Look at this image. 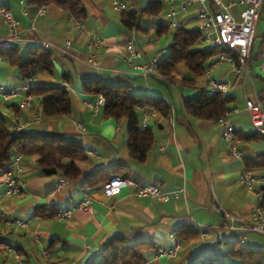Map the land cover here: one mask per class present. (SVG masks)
<instances>
[{
	"label": "crops",
	"instance_id": "obj_1",
	"mask_svg": "<svg viewBox=\"0 0 264 264\" xmlns=\"http://www.w3.org/2000/svg\"><path fill=\"white\" fill-rule=\"evenodd\" d=\"M80 1L86 12L79 20L83 24L82 31L74 17L71 18L54 1L0 0V6L9 9L19 24L24 39L17 45L21 56L26 48L39 46L40 41L49 44L47 50L52 53L53 71L35 67L29 77L30 88L66 87L71 99L70 114L53 119L41 113L40 98L35 97L27 109L21 110L17 107L19 96L0 97V116L6 120L9 129L16 122H27L19 133L72 138L80 143L88 156L86 160L76 161L81 173L76 180L44 176L35 156H22L20 178L24 189L19 195L6 194L0 178V211L27 223L18 227L3 219L0 222V264H65L71 261L88 264L97 259L110 238L122 234H132L130 240L133 241L147 240L157 249H169L173 241L178 242L175 257H156V250L149 256V264H226L227 249L238 236L236 231L226 228L229 219L223 212L251 220L259 200L256 191L247 189L239 181V175L247 168L246 159L264 153V133L258 134L254 130L245 110L246 99L264 100V73L258 69L264 59V3L254 27L248 61L250 72H234L232 64L217 62V58L207 69L210 77L228 85L222 95L230 99L227 114L240 139L242 159L239 160L227 155L216 120L194 118L185 112L183 99L194 98L199 91L194 85H181L179 79L186 75V68L178 64V74L173 80L159 81L132 75V67L123 56L131 31L135 29L122 24L121 12L110 10L111 0ZM121 1L126 4L127 11H139L150 0ZM40 7L45 10L43 15L37 14ZM168 8L163 3L165 21ZM192 19L196 17L194 9L190 8L180 17V22L188 23ZM31 23L34 31L29 30ZM143 26L148 31H135L134 49L143 61H159L166 53L170 33L156 38L153 34L155 20H144ZM6 34L7 28L0 18V37ZM91 34L101 35L104 41L94 50L98 68L86 59ZM65 41L70 44L67 48ZM99 76L122 77L132 93L157 96L172 106L175 115L173 135L167 131L166 118L156 111L149 116L147 127L153 132L154 142L145 163L136 164L130 160L124 122L105 118L102 106L96 111L88 106L94 98L82 93L81 82ZM27 79L22 80L17 67L0 53V88H15L22 95L21 86ZM145 110L150 111L137 110L139 122ZM160 143L164 146L163 151L159 149ZM115 164L128 165L135 177L133 180L139 185L152 183L164 192L184 185V195L180 193L176 198L161 201L139 196L132 188L123 187L116 194L105 197L103 184L107 182L108 171L102 170ZM94 171L101 176L100 180L86 182L83 176ZM251 171L255 176L264 177L260 170ZM60 180L63 183L57 188ZM263 185L259 183L257 189ZM85 186L92 197V212L76 211L68 218H57V210L72 208L81 200ZM182 227L195 231V237L180 236ZM242 243L264 247V237L248 234ZM5 244L16 250L18 259L5 250Z\"/></svg>",
	"mask_w": 264,
	"mask_h": 264
},
{
	"label": "trees",
	"instance_id": "obj_2",
	"mask_svg": "<svg viewBox=\"0 0 264 264\" xmlns=\"http://www.w3.org/2000/svg\"><path fill=\"white\" fill-rule=\"evenodd\" d=\"M49 1L56 2L76 20L85 17V8L80 0H40L39 3ZM162 13L163 3L160 0H150L139 11H122L121 22L128 29L147 32L148 28L143 26L144 20H155L153 34L159 38L170 33L168 20H164ZM200 38L201 33L197 25L188 26L187 23L180 22L179 28L170 35L165 55L158 61V69L162 76L173 80L178 74L176 66L182 64L187 73L179 81L183 87H192L220 53L228 54L227 50L216 46L200 48ZM0 53L4 54L11 65L17 67L22 80L29 78L32 70L38 66L47 72L53 71L52 53L40 46L26 48L23 56L17 45L0 50ZM123 80L118 76L86 78L81 82V91L92 98L98 95L104 98L103 116L124 122L129 158L136 164H143L153 145L154 137L150 127L141 128L137 110L154 109L161 117L166 118L169 106L157 96L132 93L129 85ZM30 92L34 97L41 99V113L45 117L56 119L70 114L71 99L64 87H31ZM229 100L228 96L221 93L207 95L203 91H198L194 98L183 99V107L185 112L194 118L216 120L228 111ZM15 154L35 156L36 164L44 176L57 175L67 180L80 178L81 173L76 161H83L88 157L80 143L72 138L26 132L12 134L6 120L0 116V174ZM245 166L251 170H260L264 174V153L246 159ZM102 171H108L107 181L117 175L135 179L128 165L115 164ZM83 178L88 183H97L101 176L94 171ZM258 191L260 193L258 206L264 207V185L259 187ZM189 230L188 227H182L178 234L195 237L196 232ZM131 235L122 234L110 238L102 246L97 259L88 264H143L157 248L147 240H130ZM226 254L228 258L226 264H264V247H251L242 243L239 237L231 243Z\"/></svg>",
	"mask_w": 264,
	"mask_h": 264
},
{
	"label": "built area",
	"instance_id": "obj_3",
	"mask_svg": "<svg viewBox=\"0 0 264 264\" xmlns=\"http://www.w3.org/2000/svg\"><path fill=\"white\" fill-rule=\"evenodd\" d=\"M167 4L169 8L165 13V17L168 20V26L170 35L173 34L180 26V17L186 14L190 8L194 9V14L197 20V28L201 33V43H209L211 46H216L228 51V54L220 53L217 56V62H228L233 65L234 72L244 71L250 72L248 64L252 43L254 39V27L259 16V11L264 3V0H160ZM127 9L126 4L121 0H111L110 10L112 12H122ZM45 13L44 8L40 7L37 10L38 15ZM71 18L73 16L68 12ZM0 18L1 22L7 28V34L0 37V50L8 49L12 46L18 45L24 41L20 32V27L17 20L12 15L11 11L6 7L0 6ZM80 31L83 30V24L74 19ZM30 31H34L35 28L32 23L29 26ZM137 41L135 31L132 29L130 40L125 46L126 53L124 59L131 67V74L135 76L147 79L153 77L156 79H166L159 72L158 60L149 59L146 61L141 60L138 52L135 51L134 46ZM103 38L99 34H91L87 41V47L89 48L86 54L87 61L91 66L98 68L99 62L94 53V50L103 44ZM65 47H69V42H64ZM39 46L43 49H48L49 44L46 41H40ZM259 71L264 73V59L258 66ZM209 71L206 70L201 79L194 84V86L203 91L207 95L214 93L224 94L228 90L226 83L217 82L215 79L208 75ZM168 80V79H167ZM65 89H67L65 87ZM23 94L19 95L15 88H0V97L4 99L14 98L19 96L17 103L18 109L25 110L33 102L35 97L30 92V78L26 80L21 86ZM169 106V113L166 117L167 131L170 135L174 133L175 127V115L174 110L170 103L166 101ZM104 104V98L101 95L96 96L88 106L96 111L100 106ZM245 110L249 116V121L254 130L258 134L264 133V100L259 99H246ZM155 110H145L143 112L142 120L140 122L141 128H145L148 125L149 116ZM216 122L220 128L221 137L226 145L227 155L232 159H242L240 139L236 135L235 128L232 122L228 118L227 112L216 119ZM28 125L27 122H16L11 128L12 134H18L22 129ZM80 127V124H77ZM159 149L164 150L163 144H159ZM22 156L15 154L12 157L11 162L0 174L1 182L5 187V193L9 195H19L23 192L24 184L20 178L21 173ZM239 181L249 190L256 191L260 197V193L257 189L259 183L264 184V177L255 176L253 172L245 168L239 175ZM63 181L60 180L57 184V188H60ZM130 187L135 190V194L139 196H150L161 201H167L171 198H176L181 193L184 195V185L179 188L164 192L161 191L155 184L139 185L135 180L131 178H123L119 176L111 177L107 182L103 184V195L110 197L116 194L121 188ZM216 204V203H215ZM216 208L220 207L216 204ZM92 212V197L89 194L88 187H84V192L81 200L72 208L65 210H57L55 216L57 218H68L74 212ZM224 215L229 219V223L226 228L234 230L238 233V237L244 241L248 234H256L264 237V207L257 206L252 213L251 220H244L235 216H232L226 212ZM3 220L18 226L24 227L26 222L13 218L4 211H0V222ZM173 234L171 237L173 238ZM0 245L2 242L0 241ZM5 250L12 252L16 259L18 254L9 245H4ZM179 244L173 241L172 247L169 249L158 248L155 254L158 256H165L173 258L178 253ZM151 260L147 259L143 264H149ZM58 264V263H50ZM65 264H75L73 261Z\"/></svg>",
	"mask_w": 264,
	"mask_h": 264
},
{
	"label": "rangeland",
	"instance_id": "obj_4",
	"mask_svg": "<svg viewBox=\"0 0 264 264\" xmlns=\"http://www.w3.org/2000/svg\"><path fill=\"white\" fill-rule=\"evenodd\" d=\"M196 24H197V20L196 19H192V20H190L187 23L188 26H192V25H196ZM209 46H211L209 43H201L200 44V48H206V47H209Z\"/></svg>",
	"mask_w": 264,
	"mask_h": 264
}]
</instances>
